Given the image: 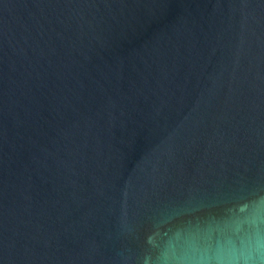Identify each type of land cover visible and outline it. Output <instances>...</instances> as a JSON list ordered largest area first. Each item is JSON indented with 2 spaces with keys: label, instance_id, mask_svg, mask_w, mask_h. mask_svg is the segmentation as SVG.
<instances>
[{
  "label": "water",
  "instance_id": "95a60500",
  "mask_svg": "<svg viewBox=\"0 0 264 264\" xmlns=\"http://www.w3.org/2000/svg\"><path fill=\"white\" fill-rule=\"evenodd\" d=\"M0 264H264V0H0Z\"/></svg>",
  "mask_w": 264,
  "mask_h": 264
}]
</instances>
